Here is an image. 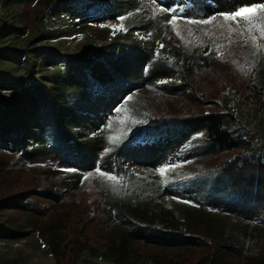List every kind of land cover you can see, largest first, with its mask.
<instances>
[{
	"label": "rangeland",
	"instance_id": "1",
	"mask_svg": "<svg viewBox=\"0 0 264 264\" xmlns=\"http://www.w3.org/2000/svg\"><path fill=\"white\" fill-rule=\"evenodd\" d=\"M40 1L0 0V100L18 93L27 98L37 82L49 88L101 53L121 56L130 48L143 55V66L150 72L160 73L149 74L150 83L180 81L192 93L160 97L128 77L106 85L80 74L83 88L70 83L63 96L78 119L69 124L62 118V125L70 126L68 131L78 140L97 141L90 154L77 160L57 150L24 161L17 158L32 144L50 141L58 114L48 100L30 112L19 110L18 116L0 109V194L34 193H21L19 198L33 209L30 215L13 208L0 215L44 226L40 231L26 227L15 236L0 233V264H114L108 241L137 228V219L130 216L135 198L123 205L117 193L122 185L136 195L137 185L145 184L153 188L142 204L150 221H157L150 225L144 220L142 229L149 233H142L143 240L137 242V257L120 264H152V255L172 256L179 264L204 257L209 263L206 250L238 238L243 240L237 242L241 254L224 248L222 260L264 264V215L222 188L212 173L216 162L204 156L209 148L201 126L179 116L210 111L234 115L247 144L242 152H226L223 157L232 159L238 153L264 162V11L250 20L224 18L241 8H259L264 0H129L99 16L88 12L92 4L86 1ZM179 17L190 28L207 27L203 37L214 40L216 48L209 43L188 46ZM212 18L218 19L213 25ZM201 20L211 22H189ZM181 47L193 52L198 63L216 49L214 65L194 84L187 79L182 59L170 56ZM231 71L236 74H227ZM248 77L261 96L248 90ZM132 144L143 150H128ZM155 160L160 165L153 167L149 162ZM161 168H167L163 175ZM74 179L76 186L71 187ZM58 219L65 223L60 231ZM158 227L156 238L150 233Z\"/></svg>",
	"mask_w": 264,
	"mask_h": 264
},
{
	"label": "trees",
	"instance_id": "2",
	"mask_svg": "<svg viewBox=\"0 0 264 264\" xmlns=\"http://www.w3.org/2000/svg\"><path fill=\"white\" fill-rule=\"evenodd\" d=\"M84 1L92 4L91 9L88 12L95 16H99L98 14H103L107 11L112 12L114 10H117L121 6L125 5L126 2H129V0H76L75 2L80 4ZM134 1L137 2L138 0ZM57 2L59 4H67L69 0H57ZM44 3L46 2L44 1ZM140 4L142 3L140 2ZM179 19L180 21L178 22V25L186 26V29L184 30L185 35H183V37L184 40L186 39L185 43L187 42L188 46L192 44L203 47L205 44L209 43L211 47H215L214 40L203 37V34L206 31L207 27H198L197 29L190 28V26H188L184 22V19L182 17H179ZM211 20L213 21L211 25H213L215 20L218 19L212 18ZM162 23L165 26H167L168 24L164 22ZM220 43H223L225 45L226 41H223L222 39ZM214 49L211 48V51L208 52V58L203 61V63H198L195 59L194 53L190 51L186 53L185 49H182V47L181 49L178 48L176 51L169 54L170 56L173 55L178 59H182L185 70L187 71V79H190V81L193 82L192 84H194V82L196 81V77L201 75L202 72L209 70L212 65H214L213 63L217 58ZM142 56V54L138 53L132 48L127 49L121 56L106 55L104 53H101L95 56L88 66L86 65L79 67L77 69L79 71H77L76 69L75 71H71L68 74V77L58 84L55 83L48 88L44 83L37 82L34 84V86H32L33 94L29 95L27 98H25L24 95L21 96V94L18 93L17 95L9 97L5 100H0V109L5 110L4 112L7 111V114L18 116L20 114L19 110L30 112L31 110H34L36 106L47 100L54 105L53 107L58 114L56 125L53 128L54 132L51 133V139L48 144L34 143L29 148L21 150V152L18 153L17 158L24 161L25 158L43 156L49 154L52 150H57L63 154L64 158L69 160H77L83 159L85 157L84 155L91 153V150L93 149L92 144L97 141V138L90 137L78 140L77 138H75L73 133H70L68 131V127L70 126L63 127L62 125V118H64L65 120H70L67 121L69 124L74 121L76 122V120L78 119L76 115H73V111L70 110L69 106H67V103L63 99V96L68 88V84L70 83H75L76 89L83 88L82 83L84 82V80L80 75L82 73L88 75L85 79L99 80L102 81L101 83L103 84L109 82L111 84H114L128 77V79L131 81H140L144 88H150L153 93H157V96L160 97L176 95L180 96L192 93L191 87L188 84V86L184 85L180 81H174L172 83L169 81L150 83L149 74L151 76L160 75V73L154 71L150 72L149 67L143 66ZM220 66H222L221 63ZM229 73L236 74L235 71L228 72L227 74ZM91 84L88 83L87 86ZM247 88L248 90L257 92L261 96V92L258 90L259 88L256 87V84L252 82L250 77H248L247 80ZM16 98H18L17 101ZM179 116H187L201 126L202 140L207 144L209 148V151L204 152V156H206V158L213 157L214 161L216 162L217 165L213 166L214 169L212 170V173H215L216 176L219 177L220 185L222 186V188L225 191L235 195L238 200L246 203L248 202V205L253 204L255 207V213L257 215H264V162L258 161L256 157L251 155L246 158H241L240 154L238 155V153L234 155L232 159L223 157L226 152L238 149L239 151H241L247 144V139L243 137L241 132L239 131V126L241 125L239 123V120L230 113L217 111H210L201 113L199 115H190L189 113L184 112V114H181ZM154 118L157 117L155 116ZM0 170H3L1 161ZM75 182L76 179H74V182L71 181V187L76 186ZM137 186L139 188V193L136 192V195L130 192L129 189L124 188L122 185L119 189V192L117 193L123 201V205L127 202V200L129 201L130 198H135V201H133L134 204L132 205L133 207H131L130 216H132V218L135 220L137 219V228L129 232L128 234H125L124 236L122 235V237L119 239L115 238L110 242L108 241L106 245L108 248L107 253L108 256L113 260L114 264L131 262L132 258L137 257L136 255H134L138 252L135 246H137V242L143 240L142 233H149V230L143 231L142 229L146 225L144 220H149L150 225H154L157 221H150V218L148 217L149 213L147 211V207L142 204L144 196H147V192L153 188V185L150 186L149 184H145ZM66 190L68 189L66 188ZM42 191L49 194L47 190H41L38 192ZM25 192L27 196H32L34 194L33 192L27 190H25L24 192L21 191L20 193H16L15 197L14 195L5 196L3 194H0V211L7 208H13L15 210L21 211L22 213L30 215V212H33V209L27 206V204H25L22 200H19L22 195L23 197L26 196L24 195ZM57 222L55 221L58 231H60L62 228H65L64 221L58 219ZM36 225V223L31 222L29 219H27V223L24 222L23 224L22 222L17 221V219L15 218H9L0 215V233L10 236L21 234L23 232L21 230L29 226L35 227L39 229V231L44 227ZM160 229L161 227L154 228L152 232L150 231V234H152V236L156 238H159ZM178 233L183 236L186 235L185 233H180V231H178ZM196 233L198 234V236L200 235L199 232ZM193 238L200 237L193 236ZM238 240L240 241L237 242H243L242 239L238 238ZM237 242L233 244L231 243L230 245H219V248L217 244H215L213 247L214 250L212 249L210 251L208 249L209 251L206 250L203 253L205 257H208L207 259L209 263H205L206 260L204 259V257H201L195 260L193 264H226V262L222 260L223 256L221 255V253L224 252V248H227V250H230L233 253H239L238 255H240L241 249L238 248ZM215 249H219V251ZM54 254L55 256L57 255L55 251ZM150 257V262H152V264H179V262L173 259L172 256L159 257V255H152ZM190 260L184 259L181 264H189L188 261Z\"/></svg>",
	"mask_w": 264,
	"mask_h": 264
},
{
	"label": "snow or ice",
	"instance_id": "3",
	"mask_svg": "<svg viewBox=\"0 0 264 264\" xmlns=\"http://www.w3.org/2000/svg\"><path fill=\"white\" fill-rule=\"evenodd\" d=\"M261 11H264V5H261L259 8L256 7H248V8H241L238 11L234 12L231 15H225V19L229 20H235L237 17H240L245 20H250L253 16L258 15ZM121 20L125 19V17H120ZM176 17H173V20H175ZM172 23L173 21H169ZM190 23H210L209 20H201V21H189ZM119 111V110H118ZM162 175L167 171V168H161L158 170ZM101 175H106L104 173H101ZM108 179L115 180L116 177L109 176Z\"/></svg>",
	"mask_w": 264,
	"mask_h": 264
},
{
	"label": "bare ground",
	"instance_id": "4",
	"mask_svg": "<svg viewBox=\"0 0 264 264\" xmlns=\"http://www.w3.org/2000/svg\"><path fill=\"white\" fill-rule=\"evenodd\" d=\"M132 146H137V150L139 151V152H141L142 150H143V147L141 146V145H137V144H132L129 148H128V150H131V149H133V147ZM139 160V159H138ZM147 163V162H146ZM149 164L151 165V166H153V167H156V166H158V165H160V163H159V161H157V160H155L153 163H150L149 162Z\"/></svg>",
	"mask_w": 264,
	"mask_h": 264
}]
</instances>
